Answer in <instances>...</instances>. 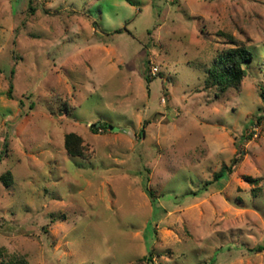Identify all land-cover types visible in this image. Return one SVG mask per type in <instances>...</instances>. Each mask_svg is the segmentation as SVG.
I'll return each instance as SVG.
<instances>
[{
    "label": "rangeland",
    "instance_id": "374dc122",
    "mask_svg": "<svg viewBox=\"0 0 264 264\" xmlns=\"http://www.w3.org/2000/svg\"><path fill=\"white\" fill-rule=\"evenodd\" d=\"M240 46L239 89H209ZM260 248L264 0H0V264H264Z\"/></svg>",
    "mask_w": 264,
    "mask_h": 264
},
{
    "label": "trees",
    "instance_id": "16d2710c",
    "mask_svg": "<svg viewBox=\"0 0 264 264\" xmlns=\"http://www.w3.org/2000/svg\"><path fill=\"white\" fill-rule=\"evenodd\" d=\"M253 53L246 47H234L218 57L215 65L209 70V78L207 80V87L209 89L216 88L220 95L226 94L228 91L234 89L238 90L243 79L246 77L247 72L244 65L253 61ZM13 85H10L8 91V97L12 99ZM65 148L67 153L73 157H82L84 155L83 141L76 134H69L65 140ZM238 158L232 162L230 167H224L219 173L215 174L214 181L222 179L226 172H232L236 166ZM252 183H257L255 180H251ZM211 183V182H210ZM209 183V184H210ZM152 199H154L153 193H148ZM264 250V248H260ZM149 262L152 261L151 257L145 258ZM3 264H28L27 260L22 257H13Z\"/></svg>",
    "mask_w": 264,
    "mask_h": 264
},
{
    "label": "built area",
    "instance_id": "2783aa9c",
    "mask_svg": "<svg viewBox=\"0 0 264 264\" xmlns=\"http://www.w3.org/2000/svg\"><path fill=\"white\" fill-rule=\"evenodd\" d=\"M156 72H158V69H157V68H154V69H153V73H156ZM254 128H255V127H254ZM251 134H252V137H253L254 139H256V138H258L259 131L255 128V129L252 130Z\"/></svg>",
    "mask_w": 264,
    "mask_h": 264
},
{
    "label": "water",
    "instance_id": "95a60500",
    "mask_svg": "<svg viewBox=\"0 0 264 264\" xmlns=\"http://www.w3.org/2000/svg\"><path fill=\"white\" fill-rule=\"evenodd\" d=\"M112 130H114V129H112ZM114 131H116V132H119V130H118V129H116V130H114Z\"/></svg>",
    "mask_w": 264,
    "mask_h": 264
}]
</instances>
